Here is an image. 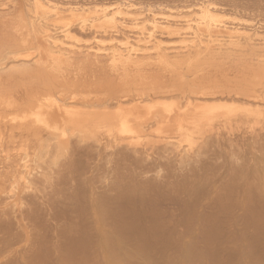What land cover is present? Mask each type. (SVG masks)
<instances>
[{
	"label": "bare ground",
	"instance_id": "1",
	"mask_svg": "<svg viewBox=\"0 0 264 264\" xmlns=\"http://www.w3.org/2000/svg\"><path fill=\"white\" fill-rule=\"evenodd\" d=\"M33 1L36 4L35 7L32 6L34 11H31L34 15L16 13L12 21L0 25L1 30H4L0 34V42L7 41L8 45L4 46L10 51L6 54H16L20 35L25 31L36 32L35 38L39 35L36 38V59L43 61V67L38 69L39 73L46 75V78L43 76L45 80H57L58 84L66 78L62 76L63 72L59 73L57 70L54 74H62L61 78L58 80L59 77L54 76L50 68L52 70L57 65L50 66L52 62H57L60 58L84 57V63H96L95 58L99 56L101 60L103 56L94 53L96 50L92 48L93 43L91 47L89 44L88 47L76 46V43L66 46L65 43L66 48L61 46V49L58 48V37V46L55 43L58 56L50 57L48 47L54 43L48 41L52 39L49 34L50 24L45 23L47 20L44 18L48 5L40 2L42 0ZM48 2L45 3L50 5L51 2ZM229 3L232 8L228 7L234 11L231 10L232 14L236 12L238 16L248 15L247 19H255L254 27H249V30H242L236 25V21L235 25L233 23L234 26L228 29L222 24V27L233 33L231 35L236 38L233 41L237 43L235 45L240 52L235 55L233 51L232 55L222 53L223 56L220 54L219 57H208L207 54V57H200L194 53L193 57L190 56L192 60L188 58L189 61H186L185 68H180L179 65L185 57L181 62L176 59L179 65H174L175 58L171 63L169 62L172 59H169L180 54L173 50H180L181 46H172L173 53L171 52L170 58L169 54L162 55L165 54L164 47L160 45V40H154L156 37H153L156 31L153 30L154 34H148L150 31L144 30L142 25L145 32L143 33L142 29L138 31L142 33L143 36L139 34L142 37L130 38V34L127 33L130 35L128 37L124 33L125 42H122L123 36L122 41L120 38L123 44L120 42L117 46L115 42L113 48L110 47L111 50L106 48L108 53H102L106 58L103 57L101 63L98 61L95 65L99 70L86 77L92 81L74 88L49 85L47 92L41 97L22 102V122L18 127L26 129L28 136L34 138L32 142L35 145L28 140L31 136L27 139L26 135L29 146H34L31 147L33 152L29 156L34 170L32 173L27 171L28 175L26 173L21 178L23 182L19 188L20 203H10L6 198L15 200L19 182L17 183L18 179L15 178L4 179V174L7 173L4 171L6 164L0 161L1 166L4 164V169L0 168V195L5 196L0 199V208L5 207L0 209V264H148L149 259H138L140 251L145 252V249L153 245L157 247L175 243L174 238H171L173 241L163 238L166 235L168 238L171 233L214 235L212 233L219 231L243 234L260 233L264 230V52L259 50L264 47V23H261L264 22V0H229ZM200 5L196 18L198 22L193 23H196L197 28H205L209 33L212 26L217 27L214 23L217 18L205 2ZM53 8L56 7L53 5ZM76 8L73 10H77ZM58 9L65 12L63 8ZM103 9L104 12L101 13V10L97 13L93 10L96 15L101 14L102 19L109 17L111 26L121 11L117 9L115 12H105L106 9ZM49 11L47 10L48 13ZM55 12V19L56 16L59 18V11ZM4 13L6 15V12ZM81 14L86 15L83 19L88 18L87 12ZM51 17H47L50 19L48 21L52 20ZM62 19L63 17L57 20ZM70 20L73 23L75 19ZM86 21L89 23V20ZM105 21L107 22L106 19ZM134 21L136 22V19ZM153 21L151 28H158L159 22ZM62 24L63 27L64 21ZM77 24H80L81 28L84 27V21ZM248 25L247 28L245 25L242 28L248 29ZM149 27L146 29L152 31ZM180 28L178 30L181 32ZM220 30L222 31V28ZM181 35L179 38L183 43L187 36L183 35L184 38L181 39ZM53 37H56L55 33ZM59 37L61 39V35ZM229 37L232 40L230 35ZM140 39L145 40L142 42ZM147 44L151 49H157L154 50L156 54H153V57L159 55L156 57V63L154 61L156 65L153 64L152 68L145 64L147 54L144 51L148 48ZM96 48H100L99 45ZM142 50L146 54L144 63L137 61ZM12 61L14 63V60L10 62ZM35 68L37 70V67ZM103 68H107L108 72H104ZM33 73L36 74V71ZM230 123L234 128L229 127ZM258 123V127H255ZM223 125L229 129L224 130ZM22 138L20 137V140ZM150 138H156L152 143L160 144H150ZM102 139L105 141L101 142ZM27 150L28 148L26 152ZM4 157L6 156L1 159L4 160ZM23 160L22 163L27 159ZM18 161L19 164L21 161ZM10 168H7L8 173L12 170ZM21 170L16 169L19 174ZM24 172L26 171H23V174ZM33 177L40 179L39 186L34 185L37 181ZM47 187L49 190L45 191ZM148 235L152 238L146 240ZM175 244L179 245L178 240ZM155 247L152 250H155ZM147 253L149 254L148 251L141 254L147 257ZM151 260L152 258L149 264ZM168 264L182 263L176 260L169 261Z\"/></svg>",
	"mask_w": 264,
	"mask_h": 264
},
{
	"label": "rangeland",
	"instance_id": "2",
	"mask_svg": "<svg viewBox=\"0 0 264 264\" xmlns=\"http://www.w3.org/2000/svg\"><path fill=\"white\" fill-rule=\"evenodd\" d=\"M81 1L80 0H64V1L63 0H49V2H48V0H45V1L42 0V1H40V2L44 3L46 6L48 5L47 10H50L49 13L53 11L52 12V14H53L55 11H57V10L59 11V12L57 11L58 14H59V18L56 16V19H55V15L56 14L55 15L53 14L54 15L53 16L52 14H49L47 12V10L44 13V15H45L44 18H46L45 20H47V21L45 22V20H44L43 22H45V23L48 22L50 24L49 30L51 32L49 31V34L52 36V39H48V41L51 42L52 44L54 43V45L56 43L57 46H58V44H57V41H58L59 42V45H60V46H58V48L60 47L61 49L66 44H67L66 46H68V44L70 46V44H75L76 43V46L81 45V46H84V47L85 46L86 47H88V46L91 47L90 45H92L91 43H93L94 46H92V48L94 47L93 49L96 50V51H94L92 49L94 51V53H96V54L99 53L98 55H101L104 58H106L104 56V55H106L105 52L108 53L107 50L110 49V47L113 48L115 42H117V43H115V45L116 44H117V46H118V44L120 45V42L124 38V33H125V36H128V34H130L131 37H130V35L128 37H130V38H136V37H139L140 36L139 34L142 35V33L138 32V31H141V29H142L143 33L145 32L144 30H146L147 32L149 30L151 33L148 32V34H154V33H155V35L156 34H159V35H156V36L153 35V37H156V39L154 38V40H157V39L160 40L159 41L160 45L164 47L163 49L165 51L164 52L165 54H162V55H168L169 54L168 55L169 57L168 56H166V57L170 58V55H172L173 52L180 53L181 54V56H180V54H178L177 56L175 55L173 57L171 56V58L169 59V61L171 59L172 60L169 63L173 62L174 61L173 59L175 58V61L173 62V63H175L174 65H177V64L179 65V63H176V59L178 60V62L179 61L181 62L182 59L185 57L183 59V63L181 62L180 65H179L180 68L181 67L182 68H185V65L187 63L186 61H189V59H191V57H193L194 53H195V55H198L200 57L201 56L207 57L206 54L208 55V57H210L211 55H212V57H214V56L215 57H219V56L222 55V53H223V55H224V53H225V55L227 53H229L230 55H232V53H233V55H235V53H237L239 51L238 46L235 45L237 43L234 42L236 38H234L231 35L233 33H231L229 30H225L222 27L223 25H224L225 28L228 29V28H230V26L233 25V23L235 25V21H236V25L238 24V27L240 26V28L242 30H249L255 24V19L253 21V17H252V19H251V17H249V19H247L248 18V15L247 16H245V15H243V16L239 15L238 16L236 12H235L236 14L235 13L232 14L231 10L233 11V9L230 10V8H232V7L229 6V4H230L229 3V0L228 1L227 0H219V1L218 0H111V1L110 0H98V1L97 0H83L82 2ZM226 1H227V3H226ZM45 2H48V3L51 2V3L49 5V4L45 3ZM57 2H58V5H57ZM106 2H108V3H106ZM202 2H205L208 5V7L211 8V10L213 11L212 12L213 13V16L216 15L214 17L218 19V20L216 19L217 22L216 21L214 22L215 25H217L218 28L217 27L215 28L214 26H212L210 28V30H209V33H208V30H205V28H201V29L200 28H197L196 23L195 24L193 23V22H198V21H196V18L199 15L198 8L200 9V6H201L200 4ZM224 3H226V4H224ZM24 4H25V6H24ZM51 4H52V6H51ZM35 5L36 4L34 3L33 0H0V12H2V10H4V12H6V15H5L4 12L1 13V14H4L6 17H4L3 15L0 14V25H3L5 23H7V22H10V20L12 21L15 18L16 13H18V14L20 13V15H22V14H24V15L30 14L31 15L32 14L31 11H34V8L33 7H35ZM53 5L56 8H53ZM61 5H62V7H61ZM71 5H72V7H71ZM99 5H100L101 8H99ZM216 5H218L219 7H217ZM13 6H14V8H13ZM23 6L25 8H23ZM50 6L52 7L51 9H49ZM69 6H70V8H72V10H70ZM28 7H29V9H28ZM78 7L81 10H79ZM84 7H86V8H84ZM103 7L106 9L105 12H109V11L110 12L111 11L112 12H115L117 9H118V11H121V13H120L121 15L120 14H117L116 15V18L117 19H116V21H113V24L111 25L112 27L109 26L110 25V23L108 21V18L109 17L108 18L107 17H103V19H102L101 18L102 17L101 14H97L98 16L96 15V13L99 12L100 10H101L100 13L101 12H104ZM127 7H129L130 10ZM11 8L13 9V11H11ZM26 8H27V10H24ZM58 8H63V10L65 12L60 11ZM74 8H76L79 11H77V10L74 11L73 10ZM83 8L86 9V10H84ZM90 8H91V10H90ZM92 8L95 10L96 13L94 12V10ZM97 8H99V9H97ZM213 8H215V9H213ZM7 9H8V11L10 13L8 11H6ZM54 9H56V10H54ZM65 9H68V10H65ZM96 10H98V11H96ZM107 10H109V11H107ZM67 11H69V12L71 11V12L69 13ZM57 12H55V13H57ZM86 12H87V16H88V18L86 17V20H89L88 22L90 24L87 23V21L85 19H83V17L85 18L86 15H82L81 14V13L86 14ZM222 12H224V13H222ZM124 13H126V14H124ZM128 13H129V15H127ZM77 14L78 15L81 14V16H78ZM32 15H34V14H32ZM46 15H48L47 16L48 18L52 16L51 17V19H52L51 21H54V20L55 21L54 22L48 21L50 19H48L46 17ZM49 15H51V16H49ZM234 15H236L237 18ZM7 16H9V17H7ZM61 16L63 17V19L65 18L64 20L62 19L64 21V23H65L63 27H62L63 21L61 20L62 21L61 22L60 20H57V19L62 18ZM126 16L127 17H130V18L132 17V19H134V20L136 19V22L134 20H132V19L130 20ZM76 17H79V18L76 19ZM89 17L92 18V20ZM70 18L72 20L75 19V20H73L74 21L73 23L70 20ZM80 18H82L83 20H81ZM96 18H98V19H96ZM124 18L127 19V22H126L127 24L125 23V20L126 19H124ZM137 18H138V20H137ZM140 18H141V20H139ZM220 18H221V20H220ZM78 19H80V20H78ZM93 19L94 20L96 19V21H94ZM105 19L107 20V22L105 21ZM122 19H124V21H120ZM242 19H243V21H242ZM66 20H67V22H68V20H69V22L71 21L70 22L71 25H67V24H70V23L69 22L67 23ZM100 20H101V22H100ZM128 20H129L130 24H128L129 23ZM152 20H154L153 22H156V20H157V22H159L158 23L159 30H158V28H155L156 30L153 29V28H151L150 25H152L151 24V21ZM165 20H166V22H165ZM174 20H175V22H174ZM230 20L233 21V22H231ZM79 21L80 22L84 21V25L83 26L85 28L84 27L81 28L80 24L79 25L77 24ZM131 21H133V22H131ZM139 21H141V22L138 23ZM167 21L168 22H171L172 24L171 23L168 24ZM180 21H182V22H180ZM227 21H228V23H227ZM161 22L162 23L165 22V23L162 24ZM176 22H178V23L176 24ZM183 22H184V25H183ZM218 22H219V24H218ZM59 23H61V24H59ZM93 23H95V24H93ZM115 23H117V24H115ZM185 23H187V24H185ZM214 23H213V25H214ZM261 23L263 24L264 22H261ZM85 24H86V26L89 25L88 26L89 30L85 26ZM256 24L259 25L258 22H256ZM60 25H61V28H60ZM76 25H78V26H76ZM142 25H144L143 27H145L144 30H143ZM227 25H229V27ZM243 25H245L246 28H247V25H248V29L242 28V27H244ZM257 25H255V26H257ZM65 26H67V27H65ZM179 26L182 27V29ZM189 26H191V27L189 28ZM106 27H108V29L105 30ZM147 27L151 28L152 31L150 29H146ZM193 27H195V28H193ZM249 27H251V28H249ZM137 28H139V29H137ZM178 28H180V30H181L182 33L178 30ZM221 28H222V31L220 30ZM70 29H71V31H69ZM185 29L187 31H185ZM94 30H96V32ZM100 30H102V31H100ZM112 30L114 31V33H113ZM153 30L156 31V32H154ZM162 30H164V32ZM211 30H212L213 33L210 32ZM11 31H13V30H11ZM90 31H92V32L90 33ZM199 31H201L203 33L199 32ZM3 32H4V30H1V28H0V34L3 33ZM68 32H70V33H68ZM97 32H99V34H97ZM152 32H154V33H152ZM194 32L195 33H198L199 35L196 36V34ZM220 32H221V34H220ZM54 33H55V36L56 37H53L54 36ZM92 33H94V34L92 35ZM107 33H109V34H107ZM224 33L225 34L227 33L226 35H228V36L223 35ZM34 34H37V33L34 32V31H32V30H29V31H25L23 34L20 35V42H18L19 45H17L18 46L17 47V50L18 51L16 52V54L15 53H11V54L8 53V54H6V52H10V51H8V49H6V46L8 45L7 44L8 42L7 41H6L7 43L5 41H3L2 43L0 42V45L2 44L0 46V133L1 134L3 133L2 135L0 134V140H1L0 141V159H1V157L6 156V157H4L5 159L3 158L4 160H2V159L0 160L2 163L6 164V167H4V164H3V166H1L2 163L0 162L1 163L0 164V168L1 169L3 167L6 168V169L3 168L4 171L6 170L5 172H7V173L3 172V173H5L4 174L5 175V178L4 179H10V178L11 179H14L15 178V180L18 179L17 183L19 182L20 184L23 182V179H21V178L26 175L27 171H28V173H32V170H34L33 169V165H31L33 162L30 161L31 158H29V156L32 155V152H33L32 149L34 148L33 145H35V143L32 142L34 138H32L31 135L28 136V134H27L28 132H26L27 130L24 129V128L22 129L21 127H18V125L20 126V123L22 122V119L20 118V105L22 104V102H24L26 100L30 101V99H33V98L35 99L36 97H41V95H43L44 92H47V87H49V85H51L50 87H54V86L57 85V86H60L62 88H70V87L74 88V86H80L82 84H87L88 81H92V80L86 79V77L88 75H91L92 73L95 74V72L98 69V68L95 67V65H97V63H99L103 59V57H102L101 60H99L100 59L99 58L100 56L98 58H95L96 59V61H95L96 63L92 62L94 64L93 65L92 63H90V61H89V63H87V62L84 63L82 61V58H84V57H81L80 59H78V58L70 59L69 58L70 60L68 58H62V59H64V61L60 58V59H58L57 62L56 61L52 62V64H50V66L53 65V67H55L56 65L57 66L60 65L61 68H60V66H58V67L56 66V68H52V70L50 68V71L53 74L56 73L57 71L59 73L63 72L62 74H64L66 77L64 75H62V74H59V73H57V75L54 74V76L56 78L59 77L58 80L61 78L60 77L61 75L64 77V79L65 78L66 79L65 80L62 79L63 81H61L62 83H60V84L57 83V80L56 81L52 80L53 82H50L47 79L45 80L46 75H44V74L41 75V73H39L40 71L38 69H40V67L43 65L42 64L43 61H39L38 58L36 59V57L38 56V54H37L38 53V50H37L38 45H36V41H37L36 38L39 37V35H37V37L35 38V35ZM63 34H64V36H63ZM112 34H115V36L112 35ZM213 34H215V35H213ZM59 35H61V39H60ZM180 35H181V39L184 38V36H187L185 38V40L183 39V43H182V41L179 38ZM229 35L231 36L232 40L229 39L230 38ZM110 36H112V37H110ZM122 36H123V38H121ZM142 36H140V37H142ZM212 36H213V39L214 40L212 39ZM53 38H55L54 41H53ZM120 38H121V41H120ZM189 38H190V40H189ZM193 39H195V40H193ZM196 39H197V42H196ZM140 40L143 42L145 39H143V40L140 39ZM211 40H212V42H211ZM257 40H259V39H257ZM62 41H64V42L62 43ZM66 41H69V42H66ZM191 41H193V43ZM199 41H201V43H203V42L204 43L201 44ZM218 41H219V43H218ZM9 42H11V40ZM49 42H46V43L49 44ZM122 42H125V38H124V40ZM184 42H186V43H184ZM12 43H14V42L12 41ZM94 43L97 44L96 47H98V45H99L100 48L97 49L95 47L96 44H94ZM190 43H191V45H189ZM140 44H142V43H140ZM149 44H151V43H149ZM174 44H177V45H174ZM178 44H180V45H178ZM182 44H184V45H182ZM194 44H195V46H194ZM204 44L205 45L207 44L206 45L207 47ZM4 45H6V46H4ZM54 45H51L52 47L51 46L48 47V55H49V52H50L51 54L49 56L52 57V58H53V56L55 57L57 55V52L56 51L58 49L56 45H55L56 48L53 47ZM109 45H111V46H109ZM198 45H200V46L202 45L203 47L202 46L200 47ZM61 46H63V47H61ZM66 46H65V48H66ZM147 46H148V44H147ZM149 46H148V48H150V49L147 48V50H145V51L142 50L141 51V53L143 55L141 53H139L140 51H138V53L141 56H139L137 58V61H140V62L142 61L144 63V61H145L144 59H145V56L147 54V56H149V57L146 56L147 59H146L145 64L148 67L150 66L152 68V65L154 64V61L156 63V59L158 58L159 55L158 54L156 55L157 58L155 57V55L153 57V54H156L157 49H154V48L151 49V47H149ZM169 46H171V47H169ZM172 46H174V47H177V46L180 47L181 46V47H180V50L177 48L178 49V52H177V49L176 50L171 49ZM189 47L190 48L192 47L193 49L191 48L192 49L191 50ZM196 47H197V50L198 51L196 50ZM198 47H199V49H198ZM101 48H102L103 51H101ZM106 48H108V49H106ZM165 48L167 50H165ZM223 48H227V50L226 49L223 50ZM4 49H6V50H4ZM229 49H232V50H229ZM233 49H235V50H233ZM263 49H264V47L261 48V49H259V50H261V51L264 52ZM80 50L82 51V49H80ZM83 50H84V48H83ZM149 50H150V53L149 54H152V56H150L148 54ZM154 50H156V51H154ZM172 50H173V52H172ZM215 50H216V52H215ZM93 51L91 53H93ZM152 51H154V52H152ZM168 51H169V53H168ZM189 51L192 52L193 54L190 53ZM89 52H90V50H89ZM59 53H60V51H59ZM182 53H185V54H182ZM215 53H216V55H215ZM179 57H182V58H179ZM12 58H16V59H12ZM92 58H94V57H92ZM17 59H18V61H17ZM19 59L22 62H20ZM150 59H152V60H150ZM153 59H155V60H153ZM11 60H14V63H13V61L10 62ZM24 61H27V62H24ZM36 61H37V63L35 64ZM11 64H12V66H10ZM37 64H39V65H37ZM145 64H143V66H145L146 68H148ZM148 64H150V65H148ZM154 65H156V64H154ZM35 67H37V70H36ZM153 68H154V66H153ZM48 69H49V66H48ZM103 69H104V72H108L107 71V68H103ZM34 70L36 71V74L33 73ZM55 70H57V71H55ZM37 72L39 74H37ZM128 85H134V83H128ZM231 123H230L231 126L229 125V127L230 128H234V126H232ZM259 124L260 123L256 124L255 127H258ZM12 125L15 126V127H13ZM225 125H228V124H225ZM225 125H223L224 126V130L229 129V127L226 128ZM233 125H235V124H233ZM20 130H21V133H20ZM22 130L25 131L24 134H23V131ZM20 135H22L24 137L22 138V136H20ZM26 135H27V139L31 136V138H30L31 140L30 139H28V140L32 142V144H33V145L31 144L32 146L31 145L29 146L30 143L26 139ZM20 137L22 139H24V141L21 139L24 144L22 142H20L21 141L20 140ZM104 139H102L101 142L105 141ZM150 139H149V141L151 142L150 144L153 145V144L156 143L155 146H158L160 144V142H158V144H157V142L152 143L153 141L156 140V138H152L151 140ZM150 144L148 142V145H150ZM21 146H25L26 149L28 148L27 152H26L25 147H21ZM31 147H33V148H31ZM19 152H20V154H19ZM30 153H31V155H30ZM19 155H20L21 158L19 157ZM16 156L18 157L17 158V161H16ZM19 159L21 161L19 163L20 165L17 163V162H19L18 161ZM23 159L24 160L27 159L26 160L27 162L25 161L26 163L23 162L24 164L22 163V160ZM3 161H5V162H3ZM13 163H15V165ZM21 165H22V167H20ZM25 167H27V168L24 169ZM7 168L8 169L10 168V170L12 169L11 171H9L10 173H8V169ZM21 168L24 169V170H21ZM30 168H31V171H29ZM16 169H20L22 171V173L20 171V174H19V172L16 171ZM53 169H54V167H53ZM57 169H59V168L57 167ZM23 171H26V172H24L25 174H23ZM11 172H14V173H11ZM28 173H27V175H28ZM9 174H11L12 177ZM14 174L17 175L18 178ZM7 175H9V176H7ZM6 176L9 177V178H7ZM34 178H36V177H33V179ZM38 178H40V176H38ZM38 178L34 179V180L37 181L36 184H34V185H38L39 186L40 179H38ZM34 180H32V181L34 182ZM19 183H18V186L19 187L16 189V191H17V195H16L17 198H15L16 196L14 197V199L16 201L15 200H11L13 198H9L10 200L6 198V200H8L10 203H13V202L14 203H17V204L20 203L19 201L21 200L20 199L21 198V195L19 196V192H20V189L19 188H20V186H22V184L20 185ZM44 190L45 191L46 190H49V188L47 187ZM2 196L5 198V196L3 194H1L0 195V199H2L1 198ZM27 196H28V194L26 195V197ZM17 206L18 205H16V208H17ZM8 207H10V206H8ZM1 208H5V207L4 206H1ZM11 208H13V207H11ZM14 210H16V209H14ZM262 220L260 221L261 223L264 221V220L263 221ZM262 224H264V223H262ZM220 232H222V233L220 234ZM251 233L248 232V233H243L242 234L240 232L238 233V232H232V231H228V232L224 231V233H223V231H219L218 233H212L214 235H210V234H205V235L204 234H202V235L201 234L200 235L197 234L196 235L194 233H191L190 234V232H189V233H182L183 235H181V233H179V235H181L180 237H179L178 234H177L178 235L177 236L176 233H171V234H168V238H167V235H166V237H163V238L164 239H167L168 241L169 240H172L171 238H174L173 240L175 241V243L178 240L179 245H176L174 242H171L173 244L167 243L168 245L170 244L169 246H167V244H165V245H162L161 244L162 246H158L157 245V247H155V245H153V246L145 249L146 251L149 252V254L147 253V257L146 256H143L144 254L143 255L141 254V253H145L146 251L145 252L140 251V253H139L140 256H138V259L139 260H141V259L142 260L143 259H145V260L149 259L147 261L148 264L150 262V258H152V260H151L152 262L150 264H157V262H158V264H166V263L168 264L169 261H176V260H180L182 264H264V230L263 231H260V233H257V232L256 233H252V234ZM172 234H173V236H172ZM240 234H242V235H240ZM150 237L151 236L148 235V237H146V240H147V238L148 239H151L152 238V237L151 238ZM176 237H178V238H176ZM153 247H155L154 248L155 250H152ZM164 248H165V250H164ZM150 249L152 250V252H151ZM156 250H158V251L156 252ZM141 255L144 258L141 257ZM161 256H163V257H161ZM148 257H150V258H148ZM154 258H156V260ZM153 260L155 261L154 263H153Z\"/></svg>",
	"mask_w": 264,
	"mask_h": 264
}]
</instances>
